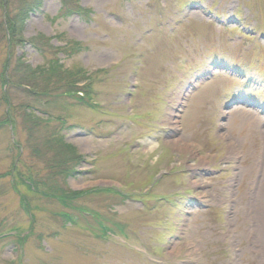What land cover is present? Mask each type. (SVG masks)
Returning a JSON list of instances; mask_svg holds the SVG:
<instances>
[{"label":"rangeland","instance_id":"obj_1","mask_svg":"<svg viewBox=\"0 0 264 264\" xmlns=\"http://www.w3.org/2000/svg\"><path fill=\"white\" fill-rule=\"evenodd\" d=\"M80 4L90 21L43 0L26 22L9 71L39 70L11 109L0 78V264H264V0ZM54 59L89 101L37 90Z\"/></svg>","mask_w":264,"mask_h":264},{"label":"trees","instance_id":"obj_2","mask_svg":"<svg viewBox=\"0 0 264 264\" xmlns=\"http://www.w3.org/2000/svg\"><path fill=\"white\" fill-rule=\"evenodd\" d=\"M15 1L18 3L16 11L12 10L13 9L12 0H1L0 1V6L4 10V13L2 16L3 18L2 20H0V42L5 43L6 55H7L5 59L4 70L2 71L0 78L5 88L4 95L6 97V101L8 105L10 106V109L12 107V104L10 103L11 102L10 95L8 91L10 87L20 88L23 85V83H26L27 85L36 84L35 70H39V69H34L31 66L26 65L21 75H19V72H21V70L23 69V64H24L20 57H17L18 61L15 62L12 70L9 71V67L11 65L10 64L11 59L16 55L15 47L18 45H21L23 42L22 35L25 29L26 22L28 21L30 16L41 7L42 2H43V0H15ZM59 1L61 4L60 15L62 17L79 16L80 19L84 21H87V22L90 21V18H91L90 16L92 12L90 9L84 8L80 4V0H59ZM43 38H45L43 35H41L39 38V40H41L39 41L40 46L37 44L38 41L36 42L31 41V45L34 48H36L38 51L46 53L51 48L50 47L51 43L45 42ZM83 47L84 46L81 45V43H79V51H81ZM58 50L65 52V53L68 52V49L64 47L58 48ZM51 65H53L50 68L51 71L44 70V69L42 70L43 78L37 81V82L41 81L39 82V84L42 87H38L37 90L41 88L42 94L73 95L78 100H81L84 102L90 100L89 98L92 96L91 91H93L92 83L88 82L85 85H80V83H83L85 80L90 79V77H88L87 74L85 75V70L82 66L73 67V68H64V66L59 63L58 59L52 60ZM17 76L19 77L17 78ZM50 85H52V89L49 92L47 91V87ZM37 90L35 91L32 89H29L26 91L28 93H31L32 96L37 98V96H35L38 92ZM29 113L34 114L32 111ZM58 144H59V147L57 148H60V149L61 147L64 149L66 148L65 150H67V152L68 151L72 152L73 150V148L70 145L66 144L65 142L63 143L62 140H59ZM67 160H68L67 158H64L60 162V166H63L62 171L65 172V175H67L68 173L72 175L76 171L74 168L68 169L67 167H64L68 163ZM14 169L15 171L13 172V174L14 173L17 174L18 182L20 181V183L26 184L30 189H33V187H35V184H34L35 181L32 178L31 179H29V177L24 178L22 177V173L16 170V167H14ZM51 195H54L59 200V202L62 203L63 205L68 206L76 197L81 195V192H74V191L73 192H62L61 191V193L58 195L52 192H48V194L45 192V196L50 197ZM65 216L66 215H64V217Z\"/></svg>","mask_w":264,"mask_h":264},{"label":"bare ground","instance_id":"obj_3","mask_svg":"<svg viewBox=\"0 0 264 264\" xmlns=\"http://www.w3.org/2000/svg\"><path fill=\"white\" fill-rule=\"evenodd\" d=\"M238 110V109H237ZM248 113V111H242V112H240L239 114H241V115H243V114H247ZM177 145V144H176ZM186 145H189L188 143L186 144ZM154 146H155V144H154ZM155 149V147L154 148H152V150H154Z\"/></svg>","mask_w":264,"mask_h":264}]
</instances>
